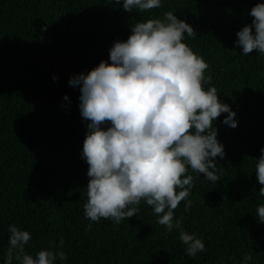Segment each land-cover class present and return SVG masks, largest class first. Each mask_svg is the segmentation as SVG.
<instances>
[{
    "label": "trees",
    "instance_id": "16d2710c",
    "mask_svg": "<svg viewBox=\"0 0 264 264\" xmlns=\"http://www.w3.org/2000/svg\"><path fill=\"white\" fill-rule=\"evenodd\" d=\"M258 3L264 0H162L140 13L115 0H0V264L12 224L31 233L28 254L63 250V264H243L246 254L249 264H264V224L256 217L264 197L255 195L264 187L255 172L264 148V55H242L235 44ZM169 11L197 32L184 42L209 65L205 88L216 87L239 122L231 128L227 113L217 118L226 153L217 158L219 180L189 168L191 209L182 201L174 210L185 231L203 238L206 250L194 258L179 230L168 232L144 201L119 224L84 215L87 122L80 88L69 84L111 63L110 49L129 38L132 25Z\"/></svg>",
    "mask_w": 264,
    "mask_h": 264
},
{
    "label": "clouds",
    "instance_id": "9594fccd",
    "mask_svg": "<svg viewBox=\"0 0 264 264\" xmlns=\"http://www.w3.org/2000/svg\"><path fill=\"white\" fill-rule=\"evenodd\" d=\"M127 12L160 8L162 0H115ZM252 23L237 32L236 46L242 55H264V3L255 5ZM44 30H47L45 26ZM196 38L194 28L172 11L163 19H148L131 27L126 41L115 42L109 61H101L87 74L73 76L69 84L79 87L80 113L87 122L81 158L88 164L87 202L84 215L91 222L110 219L115 224L136 216L144 201L168 232L179 230L189 257L206 250L203 238L184 230L174 210L185 201L191 209L194 187L189 168L210 182L219 180L217 158L226 155L215 122L238 126L237 113L223 103L216 87L205 88L211 76L203 57L184 42ZM56 79V77H54ZM68 100V97H64ZM256 159V178L264 186V148ZM201 176V175H200ZM264 197V187L255 192ZM256 217L264 224V203ZM91 227V224L89 225ZM9 246L3 264H63V250L26 252L31 233L9 226ZM61 239L58 248H62ZM253 257L246 254L243 264Z\"/></svg>",
    "mask_w": 264,
    "mask_h": 264
}]
</instances>
